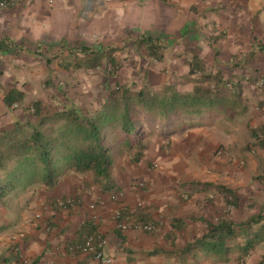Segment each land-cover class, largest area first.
<instances>
[{"label": "rangeland", "instance_id": "rangeland-1", "mask_svg": "<svg viewBox=\"0 0 264 264\" xmlns=\"http://www.w3.org/2000/svg\"><path fill=\"white\" fill-rule=\"evenodd\" d=\"M196 27L211 45V40L217 37L213 35L217 27L214 25L212 33L209 25ZM258 28L260 30L261 25ZM136 36L140 35L130 33L127 40H92L86 44L60 42L52 48H30L29 51L20 50L16 54L0 55V132L11 129L15 123L35 122L33 103L37 101L42 104V113L68 105L91 111L101 103L105 88L114 87L115 84L147 86L154 91L160 90L164 85H171L181 91L190 87L185 76L188 62L195 55L194 50H185L187 60L184 62L182 59L185 55H174L173 48L169 50L157 45L158 50H154L152 55L145 46L138 43L143 39ZM254 44L257 45V42ZM111 47L119 49L114 57L120 68L114 77L108 75L107 70H111V67L106 60L95 69L74 70L63 67L68 62H74L75 51L81 48L98 50ZM76 55L81 57L78 53ZM159 56L161 61L156 59ZM251 57L249 56V60ZM219 62L220 60L218 64L213 63L208 69L205 65L208 64L207 61L203 65L206 72L220 74L231 85V89L225 86V95L230 92L238 94L239 114L234 113L231 119L217 115L213 119L191 120L190 124L185 121L174 122L171 124L172 128L164 132H161L160 124L152 132L146 129L143 140L147 143V149L139 163H134L132 156L119 146L114 149L112 177L120 189L118 193L121 200L124 201L127 191L128 195L136 197L133 207L128 208V211H135L134 217L138 222L155 221L154 218L144 221L140 219L145 214L154 217L160 215L161 220L155 222L158 231L145 233L155 235L156 241L151 251H165V254L168 251L174 252V255L162 254L165 258L146 261L147 264H235L250 255L249 252L255 245L264 242V224H260L250 231L257 237L253 236L249 240L252 247L246 256L240 257L242 254L235 251V247L246 245L244 237H236L228 243L233 251L225 258L208 256L195 250L189 254L177 255L187 244L204 233L205 225L199 219L213 223L220 219L241 223L253 215H264V148L261 147L264 146V79L251 72L247 75L233 74V68L229 70L219 65ZM259 63L264 67V58ZM232 64L239 66L238 58L235 57ZM12 89L21 92L23 100L8 108L3 98ZM70 174L74 173L67 175ZM74 175L70 194L63 198L51 199L50 196H45L48 193L45 187L34 184L28 188H18L2 200L0 264L3 261L6 264H31L36 257L35 252L27 253L28 247L22 249L21 246L28 243L33 230L38 233L37 242H42L43 247L51 237L58 242L65 237L64 244L70 246L69 242L79 225L92 217L88 209L90 205L96 207L97 215L109 210L111 202L109 203L108 196L111 192L101 191L90 174ZM216 186L231 190L236 203L231 198L227 200L214 188ZM66 200L73 203L68 210L52 205ZM217 201L219 203L216 205ZM138 203H142L143 207H138ZM112 204L114 208L111 212L122 202ZM215 206L217 210H214ZM229 206H233V209L229 210ZM181 210L187 213V217L183 220V230L176 232L171 229L172 221L178 219L173 218V215ZM60 211L65 213L62 218L73 214V230H63L56 224L58 219L55 216ZM4 213L13 222L3 223ZM36 214L49 225L48 231L40 230L39 226H29ZM37 250L40 254V250ZM126 254L129 258L135 255L131 251ZM256 254L257 251L253 255ZM134 258L141 260L139 255ZM144 263L145 261L142 264ZM259 263H264V255Z\"/></svg>", "mask_w": 264, "mask_h": 264}, {"label": "trees", "instance_id": "trees-1", "mask_svg": "<svg viewBox=\"0 0 264 264\" xmlns=\"http://www.w3.org/2000/svg\"><path fill=\"white\" fill-rule=\"evenodd\" d=\"M138 43L145 46L152 55L154 50H158V41L152 38H145ZM257 50L264 54V45H260ZM118 51L114 47L98 50L81 48L75 51L74 62H68L63 67L74 70L95 69L106 60L111 67V70H107L108 75L114 77L120 68L114 57ZM156 59L161 61L160 56ZM185 78L190 87L182 91L171 85H164L158 91L147 86L115 84L114 87H106L101 103L91 111L68 105L42 113V104L34 102L35 122L15 123L11 129L0 132V204L18 188L40 184L51 189L61 177L69 173L90 174L101 191L120 192L112 177L114 149L117 146L131 155L134 163H139L147 149V143L143 140L146 129L152 132L160 124L161 132H164L170 130L174 122L185 121L190 124L191 120L213 119L217 115L231 119L234 113L239 114L238 94L230 92L225 95V86L231 89V85L220 74L206 72L198 56L193 55L188 62ZM22 100L23 94L14 89L9 90L3 98L8 108L15 103L20 104ZM261 147L264 148L263 145ZM214 188L227 200L231 198L236 203L231 190L224 186ZM52 205L55 206L56 202ZM263 220L264 215L261 213L241 223L226 219L213 223L199 219L205 225L204 233L183 250L177 251V255L195 250L208 256L225 258L233 251L228 243L236 237H244L246 245L235 247V251L242 254L240 257L246 256L252 247L249 240L253 236L257 237L250 231ZM183 228V220L172 221V230L177 232ZM97 232L98 226L91 217L79 225L69 244L72 247L81 244L87 236ZM144 254L150 257L163 253L147 251ZM166 254L174 255V252L168 251Z\"/></svg>", "mask_w": 264, "mask_h": 264}, {"label": "crops", "instance_id": "crops-1", "mask_svg": "<svg viewBox=\"0 0 264 264\" xmlns=\"http://www.w3.org/2000/svg\"><path fill=\"white\" fill-rule=\"evenodd\" d=\"M0 2L6 3L5 7L0 9V55L16 54L20 50L29 51L30 48H52L60 42L86 44L92 40H127L130 33H135L140 35L136 36L140 40L152 38L158 41V46L169 50L173 48L174 55L183 56L185 50H194L195 55L203 60L204 64L207 61L206 69L211 68L213 63L218 64L220 60L219 65L229 70L233 68V74L247 75L251 72L254 76L264 79V67L259 63L264 54L257 50L259 44H264V0H0ZM199 25H209L211 33L214 32V25L217 27L213 34L217 37L211 40V45L206 42L208 39H205L203 34H199L196 27ZM256 42L257 45L254 44ZM249 56H252V59L249 60ZM235 57L238 58L239 66L232 64ZM182 60L183 62L187 60L186 55ZM74 178L75 175L70 174L59 179L52 189L45 188L48 190L45 196L54 199L70 194ZM127 192L124 201L120 200L122 204L118 207L129 209L133 207L136 197L128 195ZM218 203L219 201L216 205ZM108 207V211L96 214L95 222L98 231L107 240L104 252L113 260V264H142L143 261L147 264L146 261L149 262L151 259L165 258L162 254L147 257L144 253L153 249L155 235L131 230L118 231L110 220L114 204L110 203ZM214 210H217L216 206ZM64 214L56 213L55 217L58 219L56 224L63 230H73L75 227L73 214L62 218ZM186 214L181 210L175 213L173 218L185 220ZM159 216L156 215L158 218L155 219L154 215L145 214L140 219L144 221L154 218V222H157L158 219L161 220ZM7 222L13 221H9L4 213L3 223L8 224ZM260 224H264V220ZM37 227L38 224L34 228ZM39 228L43 230L41 225ZM64 239L58 242L51 237L43 247L42 242H37L38 233L33 230L32 237L21 248L28 247L27 253L35 252L36 257L31 262L35 264H98L85 254L76 252L73 254L71 246L64 244ZM254 247L249 252L250 255L235 264H264L259 263L261 256L264 255V242ZM37 249L40 250V254ZM127 251L135 253V257L139 255L141 260L134 256L129 258ZM256 251L257 254L253 255ZM162 253L166 255L165 251ZM1 263L6 264L5 261Z\"/></svg>", "mask_w": 264, "mask_h": 264}, {"label": "built area", "instance_id": "built-area-1", "mask_svg": "<svg viewBox=\"0 0 264 264\" xmlns=\"http://www.w3.org/2000/svg\"><path fill=\"white\" fill-rule=\"evenodd\" d=\"M5 2H0V9L5 7ZM121 195L118 192H111L108 196V201L111 203L120 202ZM72 201H57L56 206L62 210H68L69 207H72ZM102 205V202H100ZM138 207H143L142 203L137 204ZM92 214V218L96 219L95 210L96 207L90 205L88 207ZM229 210L233 209V206H229ZM135 211H128L126 207H118L115 208L113 212L110 213V218L114 223L115 228L118 231L126 232V231H135L140 233H155L158 231L157 224L155 222L141 223L138 222L134 217ZM42 226L44 231H48L49 225L45 223L42 217L39 214H36L33 220L29 223V226L34 228L35 226ZM107 240L99 231L97 233L91 234L87 236L81 244L71 246V251L85 254L90 257L91 260L98 264H112V259L105 254L104 249L106 247Z\"/></svg>", "mask_w": 264, "mask_h": 264}]
</instances>
